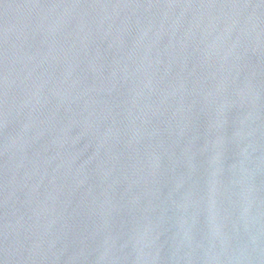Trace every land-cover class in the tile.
I'll list each match as a JSON object with an SVG mask.
<instances>
[{
  "label": "water",
  "instance_id": "1",
  "mask_svg": "<svg viewBox=\"0 0 264 264\" xmlns=\"http://www.w3.org/2000/svg\"><path fill=\"white\" fill-rule=\"evenodd\" d=\"M0 264H264V0H0Z\"/></svg>",
  "mask_w": 264,
  "mask_h": 264
}]
</instances>
